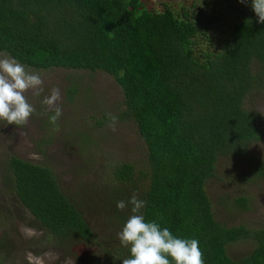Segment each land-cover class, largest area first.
<instances>
[{"label": "trees", "instance_id": "trees-1", "mask_svg": "<svg viewBox=\"0 0 264 264\" xmlns=\"http://www.w3.org/2000/svg\"><path fill=\"white\" fill-rule=\"evenodd\" d=\"M246 3L219 49L202 51L193 41L198 25L186 12L154 11L141 0H0V53L29 68L113 77L122 94L120 114L134 122L146 150V171L139 172L146 188L138 197L146 203L137 214L198 240L204 264H264V227L214 219L204 190L219 159L238 166V183L264 181V159L248 153L250 143L264 139V115L244 107L255 89L264 96V24L251 0ZM107 120L102 116L96 125ZM6 165L14 197L46 234L60 243L96 240L48 167L13 155ZM111 175L128 184L134 168L115 164ZM110 201L107 222L118 233L125 214L113 196ZM221 203L228 211L246 209L244 196ZM238 240L252 247L232 259L225 247ZM101 245L105 263L122 264L130 255L117 237Z\"/></svg>", "mask_w": 264, "mask_h": 264}, {"label": "rangeland", "instance_id": "rangeland-1", "mask_svg": "<svg viewBox=\"0 0 264 264\" xmlns=\"http://www.w3.org/2000/svg\"><path fill=\"white\" fill-rule=\"evenodd\" d=\"M141 1L154 11L168 7L178 15L186 12L198 25L193 41L202 51L219 49L229 25L247 5L240 0ZM4 57L8 56L0 53V58ZM25 68L40 74L44 91L40 96H34L31 91L25 93L35 108L26 124L0 120V262L108 264L101 244L117 237L116 227L107 222L113 210L110 199L113 196L117 204L121 200L126 202L133 194L140 198L146 188L145 178L139 175L146 171L145 146L134 122L123 119L120 114L122 94L111 75L100 70ZM53 87L60 90L58 104L63 110L55 125L48 119L53 113L42 103ZM244 107L264 115V96L259 89L246 97ZM109 113L118 117L115 131L108 127L109 120L96 125L97 119ZM248 153L264 159V139L250 143ZM9 155L48 167L63 193L83 215L96 240L68 238L60 243L46 234L11 191V173L6 165ZM120 163H130L134 168L133 180L128 184H118L112 178V167ZM237 167L233 161L219 159L215 176L205 183L214 219L231 225L243 223L248 228L264 227V181L238 183L233 174ZM113 188L117 190L116 195ZM238 196L245 197L243 211H236L234 206L228 211L221 203L222 199ZM237 206L241 207L239 203ZM128 210V206L121 210L125 222L133 214ZM26 228L34 233L28 235ZM251 247V241L238 240L226 245L225 250L229 257L236 259Z\"/></svg>", "mask_w": 264, "mask_h": 264}, {"label": "clouds", "instance_id": "clouds-1", "mask_svg": "<svg viewBox=\"0 0 264 264\" xmlns=\"http://www.w3.org/2000/svg\"><path fill=\"white\" fill-rule=\"evenodd\" d=\"M246 3L247 0H240ZM251 8L258 17V23L264 24V0H251ZM31 91L34 96H40L44 91L43 80L39 73L29 72L25 66L10 57L0 58V120L8 124H26L35 108L30 104L25 95ZM60 90L51 89L42 103L53 113L48 117L49 122L56 124L62 116L63 110L59 106ZM108 127L115 131L118 117L107 114ZM145 201L139 200L136 194L125 202H117V209L124 210L131 205L133 213L117 233V238L122 247L128 248L130 255L122 259V264H204L203 253L196 239L179 238L167 228L161 227L156 221H145L139 215L140 209L145 206ZM28 235L34 230L25 229Z\"/></svg>", "mask_w": 264, "mask_h": 264}]
</instances>
